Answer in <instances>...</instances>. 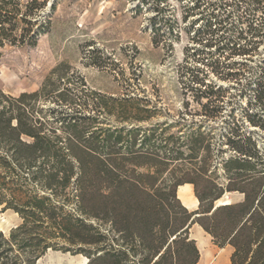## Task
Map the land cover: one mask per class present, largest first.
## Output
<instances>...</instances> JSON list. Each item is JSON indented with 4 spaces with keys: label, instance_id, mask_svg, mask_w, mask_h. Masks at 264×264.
<instances>
[{
    "label": "trees",
    "instance_id": "16d2710c",
    "mask_svg": "<svg viewBox=\"0 0 264 264\" xmlns=\"http://www.w3.org/2000/svg\"><path fill=\"white\" fill-rule=\"evenodd\" d=\"M12 1L0 2V46L7 19L25 18L7 10ZM230 1L238 11L246 4L238 26L218 14L228 0L207 2V9L193 0L185 11L184 21L194 14L192 24L201 21L190 27V40L201 46L186 49V63L195 62L182 73L190 84L184 93L198 109L189 111L185 101L170 122L93 131L90 119L77 114L46 118L55 110L39 106L43 88L18 96L0 89V206L20 219L8 233L0 230V264H36L48 250L83 256L85 264H197L188 233L195 223L215 244L232 248L231 264H264V149L244 126L264 134V62L243 84L253 85V98L242 117L229 114L220 142L210 125L222 116L227 89L207 77L240 79L242 59L264 39V0ZM40 5L26 2L29 9ZM235 56L241 60H230ZM186 183L199 202L195 211L176 195ZM226 192L242 199L214 208Z\"/></svg>",
    "mask_w": 264,
    "mask_h": 264
},
{
    "label": "rangeland",
    "instance_id": "374dc122",
    "mask_svg": "<svg viewBox=\"0 0 264 264\" xmlns=\"http://www.w3.org/2000/svg\"><path fill=\"white\" fill-rule=\"evenodd\" d=\"M192 1L37 0L41 5L35 9L26 7V0L8 2L7 10L17 9L25 18L10 16V21L7 19L5 23L0 46V89L5 94L18 96L24 91L43 88L39 106L55 110L52 114L46 112V118L58 120L60 113L77 114L90 119L93 131L122 126L150 128L153 124L170 122L185 101L189 102L188 110L195 111L197 105L183 89L184 84L190 85L188 75L182 74L185 65L195 62L189 57L186 63V49L201 46L190 40L193 34L190 27L197 28L201 23L198 20L192 24L199 15L183 20ZM217 1L201 0L200 9H207V2ZM245 5L241 4L242 9L238 11L230 3L218 14L225 12L230 25L238 26L236 18L244 13ZM38 29L39 34L30 37ZM263 43L264 39L250 58L242 59L247 68L240 79L221 80L212 73L207 77V81L227 89L222 116L210 123L216 130L217 142L221 140L229 114L242 117L246 101L253 98V85L242 88L258 76V66L264 62ZM230 60L241 58L235 56ZM55 90L62 95L57 98L59 91ZM259 109L257 105L252 107L253 111ZM148 115L151 118L146 121L135 119ZM244 126L254 133L259 147L264 149V134L247 123ZM176 130L174 127L170 132ZM60 134L67 135L63 131ZM223 154L228 156L229 152ZM220 199L238 202L242 195L226 192ZM19 222L15 213L2 211L0 206L1 231L8 233ZM188 233L199 250L197 264H231L229 245L215 244L197 223L190 226ZM36 264H82V258L48 250Z\"/></svg>",
    "mask_w": 264,
    "mask_h": 264
},
{
    "label": "bare ground",
    "instance_id": "6f19581e",
    "mask_svg": "<svg viewBox=\"0 0 264 264\" xmlns=\"http://www.w3.org/2000/svg\"><path fill=\"white\" fill-rule=\"evenodd\" d=\"M177 196L179 197V198H181L182 199V201L187 205V206H191V205H195L196 204V202H197V199L193 196V193H192V186H191V184H183V185H180L179 186V190H178V194H177ZM181 201V202H182ZM183 202H182V204H183ZM219 202L221 203V204H226L227 202H229V201H223L222 199H219ZM196 207V206H195ZM199 244H200V246L202 247V248H204V245H203V241L202 240H200L199 241ZM205 252V253H204ZM203 253L204 254H206V257L208 258V256H207V251L205 250ZM81 258H82V264H85L86 263V258L85 257H83V256H81Z\"/></svg>",
    "mask_w": 264,
    "mask_h": 264
},
{
    "label": "crops",
    "instance_id": "0c3cea01",
    "mask_svg": "<svg viewBox=\"0 0 264 264\" xmlns=\"http://www.w3.org/2000/svg\"><path fill=\"white\" fill-rule=\"evenodd\" d=\"M27 1H31V0H26V2ZM187 184V183H186ZM192 186V185H191ZM178 190H179V186H178V188H177V194H178ZM192 193H193V196H194V192H193V186H192ZM195 197V196H194ZM179 198V197H178ZM196 198V197H195ZM197 199V198H196ZM179 200H180V202L182 201V199L181 198H179ZM183 202V201H182ZM181 202V203H182ZM198 204H199V202H198V200H197V202H196V204L193 206V205H191V206H187L184 202H183V206L185 207V208H187L189 211H195V210H197V208H198ZM196 206V207H195ZM191 239H193V240H195L194 238H191Z\"/></svg>",
    "mask_w": 264,
    "mask_h": 264
},
{
    "label": "water",
    "instance_id": "95a60500",
    "mask_svg": "<svg viewBox=\"0 0 264 264\" xmlns=\"http://www.w3.org/2000/svg\"><path fill=\"white\" fill-rule=\"evenodd\" d=\"M176 195H177V191H176ZM177 198H178V196H177ZM178 199H179V198H178ZM227 203H230V202H227ZM218 205H221V203L219 202V200H217V201L215 202V206H214V208L217 207ZM195 216H197V215H195ZM86 261H87V259H86Z\"/></svg>",
    "mask_w": 264,
    "mask_h": 264
}]
</instances>
